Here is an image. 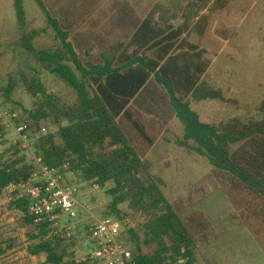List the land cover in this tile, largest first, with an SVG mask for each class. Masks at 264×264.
I'll return each instance as SVG.
<instances>
[{
    "label": "trees",
    "instance_id": "16d2710c",
    "mask_svg": "<svg viewBox=\"0 0 264 264\" xmlns=\"http://www.w3.org/2000/svg\"><path fill=\"white\" fill-rule=\"evenodd\" d=\"M35 1L62 48L60 52L40 51L38 59L76 93L77 103L62 105L39 81H33L27 91L37 98L35 107L26 121L13 119L15 127L27 126L25 134L42 167L62 174L79 173L100 188L113 184L107 191L112 198L107 217L123 221L119 207L127 204L143 219L139 229L127 232L140 264H196V235L168 201L147 162L174 119L184 127L183 140L178 142L182 147L206 157L214 169L232 175L249 193L264 199V173L238 164L233 153V147L246 139L264 138V127L248 136L223 134L201 122L191 108L190 99L220 98L218 91L202 81L209 68L207 51L192 42L194 35L202 41L205 38L216 8H209L214 0H193L174 12L168 3H157L147 16L140 14L135 3L101 0V4H110L114 21L130 29L121 44L107 42L97 30H89L84 37L85 25L103 4L87 6L83 15L71 0L70 7L76 12L65 23L55 14L63 0ZM230 1L219 3L225 7ZM24 2L14 0L21 27L27 26ZM12 92V85L4 90L7 100ZM46 120L59 126L56 134H40ZM4 131L0 126L1 138ZM20 145L0 152V194L10 186L27 183L38 171L19 150ZM30 203L26 195L15 194L8 206L9 212L23 215L30 255L45 256L42 264H88V258L77 260L69 253L60 236H50L53 223L35 221L29 213Z\"/></svg>",
    "mask_w": 264,
    "mask_h": 264
},
{
    "label": "rangeland",
    "instance_id": "374dc122",
    "mask_svg": "<svg viewBox=\"0 0 264 264\" xmlns=\"http://www.w3.org/2000/svg\"><path fill=\"white\" fill-rule=\"evenodd\" d=\"M190 1L193 0H124V3H135L140 14L147 16L157 3H168L174 12ZM216 1L209 6L216 8L209 17L211 23L205 38L202 41L194 35L192 42L207 51L209 68L202 81L218 91L220 98L202 102L190 99V104L201 122L215 126L223 134L248 136L264 127V0H232L225 7H221L220 0ZM73 4L77 13L85 15L87 6H99L101 0H73ZM24 8L27 26L21 27L14 0H0V108L22 122L28 119L37 101L27 91L33 81H39L62 105L77 103L76 93L48 72L38 59L40 51L62 50L48 26L47 16L35 0H25ZM9 85L13 86V92L7 100L4 90ZM12 123L15 125L14 120ZM2 127L5 137L0 134V152L20 140L9 127ZM41 127L46 129L40 133L44 136L56 134L59 129L51 120ZM183 137L184 127L174 119L147 162L151 175L161 181L168 201L196 235V264H264V199L249 193L232 175L214 169L206 157L190 147H182L178 142ZM21 146L19 150L35 165ZM233 153L238 164L264 173L263 137L246 139L233 147ZM62 175L65 186L76 191L78 204L75 218L66 214L59 217L60 228H72L69 236L64 234V239L60 238L69 253L83 260L91 256L93 249L88 228L108 216L112 198L107 191L113 184L97 188L79 173L67 171ZM15 194L23 197V192L12 189L0 194V264H42L45 256L33 257L28 252L23 215L8 210ZM119 210L127 230L141 227L143 219L127 204Z\"/></svg>",
    "mask_w": 264,
    "mask_h": 264
},
{
    "label": "built area",
    "instance_id": "2783aa9c",
    "mask_svg": "<svg viewBox=\"0 0 264 264\" xmlns=\"http://www.w3.org/2000/svg\"><path fill=\"white\" fill-rule=\"evenodd\" d=\"M16 117V115H8L0 108V126L9 127L19 136L21 147L32 157L38 171L27 183L10 186L8 189L23 192V197L25 192L31 202L30 215L37 223H53L52 234L64 239L63 235L69 236L72 228H60L58 221L62 214L71 218L76 217L75 208L78 204L76 191L65 186L63 175L59 171L41 166V160L34 154L25 134L27 126L17 128L12 123ZM42 132L45 133L46 129L42 128ZM127 232L125 223L116 217L96 220L87 232L93 247L92 254L88 257V264H140Z\"/></svg>",
    "mask_w": 264,
    "mask_h": 264
},
{
    "label": "crops",
    "instance_id": "0c3cea01",
    "mask_svg": "<svg viewBox=\"0 0 264 264\" xmlns=\"http://www.w3.org/2000/svg\"><path fill=\"white\" fill-rule=\"evenodd\" d=\"M70 3H71V0H63V2L61 3V6L59 4V7L55 9V12H56L55 14L58 17L59 21H65V23L66 22L68 23L74 19L72 17V15H73V13L75 14L76 11H75V8L70 7ZM100 11L101 12H99L97 15L93 16L91 18L90 22H88L85 25L86 27L84 29V35H85L84 37H86L85 33L88 32L89 30H91L93 32H95L97 30L102 35H104L107 42H110L113 44H121V43L125 42L126 31H128V33H129V30H130V29H128V25H125L124 23H120L119 21H114L113 15L110 11V4H108V3H106ZM44 14H45V12H44ZM75 19H77V18H75ZM77 20H79V19H77ZM48 26H49V22H48ZM49 28H50V26H49ZM133 31H135V29H133ZM53 33H54V31H53ZM54 37H55V41L57 43H59L57 38H56L55 33H54Z\"/></svg>",
    "mask_w": 264,
    "mask_h": 264
}]
</instances>
